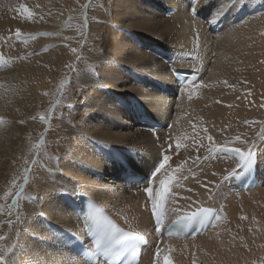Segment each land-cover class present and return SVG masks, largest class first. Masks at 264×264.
<instances>
[{
	"label": "bare ground",
	"instance_id": "1",
	"mask_svg": "<svg viewBox=\"0 0 264 264\" xmlns=\"http://www.w3.org/2000/svg\"><path fill=\"white\" fill-rule=\"evenodd\" d=\"M79 4L0 0V264H85L59 238L62 228L79 230L67 202L79 193L149 238L141 264H161L166 254L169 264H264V0H91L86 63L67 88L74 92L38 122L76 57ZM175 69L198 71V83L175 86ZM141 118L161 130L139 125ZM32 122L48 127L52 152L33 181L36 194L30 172L14 197L8 227L2 183L29 151ZM239 138L247 146L239 148ZM212 143L256 155L260 185L225 188L237 162L209 156ZM153 173L166 179L170 218L217 208L213 227L194 239L156 241L144 195ZM127 176L143 179L127 184Z\"/></svg>",
	"mask_w": 264,
	"mask_h": 264
},
{
	"label": "rangeland",
	"instance_id": "2",
	"mask_svg": "<svg viewBox=\"0 0 264 264\" xmlns=\"http://www.w3.org/2000/svg\"><path fill=\"white\" fill-rule=\"evenodd\" d=\"M70 1H73V0H70ZM90 3H91V0H80V4L78 6L74 7V5H72L73 11L74 12L77 11L76 17L73 18V21H75V24L77 27V29L74 30V35L76 38L75 39L76 46L73 49L76 57L72 63H68L67 66H63L62 68L63 73L61 75V79H59L57 83L56 89L53 91L52 95L47 98V101L44 104V107L41 108L38 111V113L35 115L36 117H38L36 119L38 120V122H44L45 119L48 120L51 114H53L56 110L63 109L64 104H67L69 102L68 96H70L71 93L74 92L73 91L74 89L67 91V88L69 87L68 85L72 83V79L75 76L76 72L81 69L82 64L86 63V61L83 59V55L85 54V49L88 46L87 41H86V36H87L86 27H87L88 18H89L87 7H88V4ZM69 8H72V7L69 6ZM72 84L74 86V83ZM44 97L42 94L38 98L36 97V99L40 103L44 99ZM39 106H42V105H39ZM37 107L38 106H36V108ZM260 118L264 119V114H261ZM40 119L41 120L44 119V120L41 121ZM249 128L250 127H248V129ZM47 130H48V127L46 126L41 127L39 126L37 122H32L30 124V133L28 135V139L30 142L29 151L25 154L23 159H18L16 161V162L21 161L16 167H15V163L14 164L10 163L12 172L7 176V178L2 183L6 185L3 191L4 192L3 197L4 198L6 197L5 203L3 204L4 218H2L4 226L7 225L9 227L14 222L15 215L10 211V206H11V203L14 201V197L18 195L19 190L22 189V187L25 185V182L27 180V175L30 172L33 174L30 190L33 192V194H36V191L34 189L36 185H35V182L33 181H35V177H41L47 171V168L49 165L48 158L50 157L51 152H52L51 151L52 142H51L50 136L46 137ZM44 142H46V146L45 147L43 146L42 150H39L40 144H43ZM236 143L239 148H243L244 146H247V141L243 140L242 138H239ZM15 184L16 186L14 187ZM0 203H1V200H0ZM258 209H260V207ZM261 209H264V208H261Z\"/></svg>",
	"mask_w": 264,
	"mask_h": 264
}]
</instances>
